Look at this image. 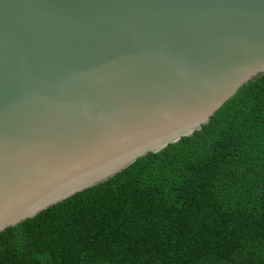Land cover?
Instances as JSON below:
<instances>
[{"label": "water", "instance_id": "1", "mask_svg": "<svg viewBox=\"0 0 264 264\" xmlns=\"http://www.w3.org/2000/svg\"><path fill=\"white\" fill-rule=\"evenodd\" d=\"M264 74V0H0V232L191 136Z\"/></svg>", "mask_w": 264, "mask_h": 264}, {"label": "trees", "instance_id": "2", "mask_svg": "<svg viewBox=\"0 0 264 264\" xmlns=\"http://www.w3.org/2000/svg\"><path fill=\"white\" fill-rule=\"evenodd\" d=\"M0 264H264V74L191 136L0 232Z\"/></svg>", "mask_w": 264, "mask_h": 264}]
</instances>
